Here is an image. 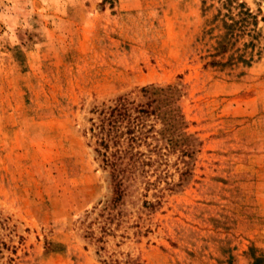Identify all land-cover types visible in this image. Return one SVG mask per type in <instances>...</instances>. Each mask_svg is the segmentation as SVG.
<instances>
[{
    "label": "rangeland",
    "instance_id": "rangeland-1",
    "mask_svg": "<svg viewBox=\"0 0 264 264\" xmlns=\"http://www.w3.org/2000/svg\"><path fill=\"white\" fill-rule=\"evenodd\" d=\"M153 92L114 205L91 121ZM0 264H264V0H0Z\"/></svg>",
    "mask_w": 264,
    "mask_h": 264
},
{
    "label": "trees",
    "instance_id": "trees-1",
    "mask_svg": "<svg viewBox=\"0 0 264 264\" xmlns=\"http://www.w3.org/2000/svg\"><path fill=\"white\" fill-rule=\"evenodd\" d=\"M173 87L168 86L167 91ZM163 90V89H161ZM146 93V91H144ZM143 105H134L126 98L120 97L114 105L99 111L96 122L91 121V137L95 139L94 151L103 164L110 168L113 198L111 203H119L129 186L128 179L148 164L145 154L140 150L149 145L148 140L154 137V125H148L149 118L159 117V101L150 99ZM150 160V159H149ZM146 184H149L146 181Z\"/></svg>",
    "mask_w": 264,
    "mask_h": 264
}]
</instances>
